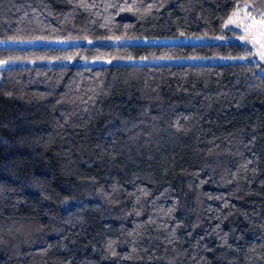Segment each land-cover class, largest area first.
<instances>
[{
  "label": "trees",
  "instance_id": "16d2710c",
  "mask_svg": "<svg viewBox=\"0 0 264 264\" xmlns=\"http://www.w3.org/2000/svg\"><path fill=\"white\" fill-rule=\"evenodd\" d=\"M264 0H0V264H264Z\"/></svg>",
  "mask_w": 264,
  "mask_h": 264
},
{
  "label": "rangeland",
  "instance_id": "374dc122",
  "mask_svg": "<svg viewBox=\"0 0 264 264\" xmlns=\"http://www.w3.org/2000/svg\"><path fill=\"white\" fill-rule=\"evenodd\" d=\"M224 28H233L240 32L238 36H219L211 40L205 38H174L157 39L159 43L168 42H235L248 43L252 48V54L240 57L231 56H207V57H182L172 59L149 60L155 63L179 62V63H228L234 61L257 62L264 65V14L261 17H254L245 10L234 11L226 20Z\"/></svg>",
  "mask_w": 264,
  "mask_h": 264
}]
</instances>
